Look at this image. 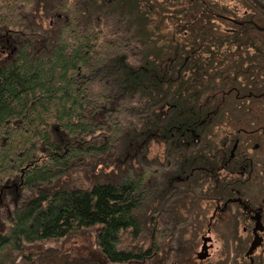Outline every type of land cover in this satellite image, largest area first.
Masks as SVG:
<instances>
[{
    "label": "trees",
    "instance_id": "1",
    "mask_svg": "<svg viewBox=\"0 0 264 264\" xmlns=\"http://www.w3.org/2000/svg\"><path fill=\"white\" fill-rule=\"evenodd\" d=\"M192 4L0 0V264H37L31 246L95 227L106 264L193 252L190 206L235 181L219 170L235 165L223 118L239 112L222 102L258 65Z\"/></svg>",
    "mask_w": 264,
    "mask_h": 264
},
{
    "label": "flooded vegetation",
    "instance_id": "2",
    "mask_svg": "<svg viewBox=\"0 0 264 264\" xmlns=\"http://www.w3.org/2000/svg\"><path fill=\"white\" fill-rule=\"evenodd\" d=\"M179 1L186 3V0ZM191 1L193 10H199L203 4L205 10L213 15L212 19H221L225 23H230V26L224 29L243 35L241 40L243 44L247 40L248 43L256 45L252 54L257 57L258 65V69H254L251 75L250 72L248 73L249 70L242 74L241 81L244 84L250 83V87L238 91L237 98L242 99L241 102L239 100L234 104L231 100L222 102L225 105L231 104L232 108H238L239 112L238 116L234 117L238 128L234 129L228 144L229 147L231 146L230 160H234L235 165L233 169L224 166L219 170L221 178L226 177L227 181L229 179L235 181L228 184L230 187L222 183V192L217 196H212L210 193L203 195L202 198L206 197L204 200L208 201L209 206V203H215V209L209 220L207 218L204 223V228L200 226L201 239L211 234L214 222L234 218L236 227L234 232L238 239L239 252H235V256L228 250V254L224 255L226 263L223 264L230 261L232 264H264V118L261 117L260 112V109L264 108V53L262 52L264 51V0H238L233 7L226 3L229 0ZM239 3L245 5L243 11L240 10ZM245 74L249 75V79H245ZM223 119L226 123V120H232L233 117ZM225 149L227 150V147ZM193 196L194 194L191 198ZM202 198L199 203L204 201ZM197 210L195 212L191 210L189 216L193 215L192 213H196L199 217L205 214V211L203 213ZM256 239L258 245L250 252ZM197 254L199 256L198 252ZM210 256L211 254L207 255V258Z\"/></svg>",
    "mask_w": 264,
    "mask_h": 264
},
{
    "label": "rangeland",
    "instance_id": "3",
    "mask_svg": "<svg viewBox=\"0 0 264 264\" xmlns=\"http://www.w3.org/2000/svg\"><path fill=\"white\" fill-rule=\"evenodd\" d=\"M238 0H229L226 3L231 5L232 7L235 6ZM239 5H241L240 10L243 11L244 6L242 4L239 3ZM177 6H173L172 8H175ZM240 11V12H241ZM212 22H214L215 24H219L220 26L226 27V26H230V23H225L223 20L218 19H212ZM241 80V79H240ZM94 90H97V87L94 88ZM263 99V98H260ZM231 100V99H230ZM239 100L241 102L242 99H236ZM246 100V99H244ZM264 100V99H263ZM230 106V105H227ZM257 113L258 109L256 108ZM261 112V117L264 118V108L260 109ZM236 120L233 119H228L226 120V127L228 128L227 131H230V129L233 131L235 128H238V124H235ZM161 152H163L161 147H158L157 145H155L152 149V152L150 154V156H155L157 154H161ZM80 175H78L79 177ZM197 197V196H195ZM203 195H199L198 198V204H194L193 206L191 205L190 207H192L191 209L195 212L196 209H198L197 211H202L205 214L207 213V215L205 216V214L202 217L196 216L194 218H196L198 220V225H200L202 228H204V223L207 221V218L209 220V218L211 217V215L214 212L215 209V203H209L210 206L208 205V201L204 200L205 198H202ZM204 200L202 203H199V200ZM15 204L11 203L8 207L14 208ZM4 210H6L5 208H2L0 211V219H3L0 221V229H3L4 227H7V223L4 220V216H5V212ZM182 212L184 213L185 216H188V214H186V212H184L182 210ZM189 220H194L192 217H188ZM234 218H232L231 220L228 221H223V219L220 221H216L214 222L213 225V230L211 232V236L214 239V247L211 251V256L210 257H205V258H197L198 256L196 255L197 252L199 253L201 251V247H202V239H201V232H200V228H196V224L194 225H190L188 227V231L187 233L184 235V239H187L190 241V243H192L191 238H194L193 236H196L194 238V241L191 245V250L193 252H191L190 254L184 256L181 255L179 261H169L168 264H223L226 263L224 262V255L225 253L228 254V250L231 251V254L235 255V252H239V244H238V239L237 236L235 235V230L236 227L234 226ZM202 223V225H201ZM99 228L95 227V228H91V229H87L86 231H84V233L82 234H76L74 233L73 235L69 236L67 239H63L61 241H49L46 243H41V244H35L33 246H31L29 249H27V252H31V253H41V258L40 257H36V259H39L37 262V264H67L66 261H69V263L75 261L78 258L84 257V258H90L92 259L95 264H106L103 261V257L101 255V253L99 252L98 249V245H97V230ZM4 230V229H3ZM198 235H197V233ZM200 232V233H199ZM206 233V232H205ZM170 243V241H166L165 240V246H167V244ZM184 248H189V247H184ZM196 252V254H194ZM236 256V255H235ZM166 258V253L161 252L160 254V260L161 263L159 264H163L162 260ZM232 258V255H231ZM234 259V257H233ZM21 262V257L18 259L17 263ZM227 264H232V261L228 262Z\"/></svg>",
    "mask_w": 264,
    "mask_h": 264
},
{
    "label": "water",
    "instance_id": "4",
    "mask_svg": "<svg viewBox=\"0 0 264 264\" xmlns=\"http://www.w3.org/2000/svg\"><path fill=\"white\" fill-rule=\"evenodd\" d=\"M202 241H203V246L201 248V251L199 252V257L205 258L207 257V255L211 254L213 248V239L210 235H205L202 237ZM257 245H258V239H256L252 244L250 252H252Z\"/></svg>",
    "mask_w": 264,
    "mask_h": 264
}]
</instances>
